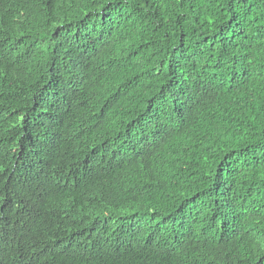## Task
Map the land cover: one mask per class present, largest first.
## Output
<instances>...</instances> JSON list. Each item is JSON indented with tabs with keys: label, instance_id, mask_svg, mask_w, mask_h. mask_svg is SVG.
I'll return each mask as SVG.
<instances>
[{
	"label": "trees",
	"instance_id": "1",
	"mask_svg": "<svg viewBox=\"0 0 264 264\" xmlns=\"http://www.w3.org/2000/svg\"><path fill=\"white\" fill-rule=\"evenodd\" d=\"M0 264H264V0H0Z\"/></svg>",
	"mask_w": 264,
	"mask_h": 264
}]
</instances>
